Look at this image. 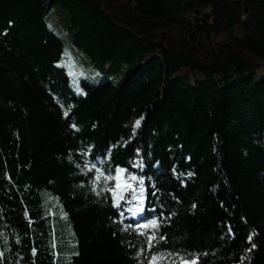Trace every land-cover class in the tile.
<instances>
[{
	"label": "trees",
	"instance_id": "16d2710c",
	"mask_svg": "<svg viewBox=\"0 0 264 264\" xmlns=\"http://www.w3.org/2000/svg\"><path fill=\"white\" fill-rule=\"evenodd\" d=\"M53 6L68 14L72 45L110 76L81 82L82 94L58 66ZM262 71L264 0H0V228L13 244L5 264L16 253L31 264L34 246L35 264H52L53 234L58 264L75 250L73 264H135L130 245L142 238L119 231L117 210L78 187L86 178L73 161L88 145L93 156L113 146L112 163L159 189L147 204L175 213L160 229L169 249L238 264L254 230L245 264H264ZM137 149L143 173L128 163Z\"/></svg>",
	"mask_w": 264,
	"mask_h": 264
},
{
	"label": "snow or ice",
	"instance_id": "6c2138e0",
	"mask_svg": "<svg viewBox=\"0 0 264 264\" xmlns=\"http://www.w3.org/2000/svg\"><path fill=\"white\" fill-rule=\"evenodd\" d=\"M62 66V65H58ZM71 75V73H69ZM77 94H80V89L77 87ZM69 106V110H70ZM64 115L67 117L69 111H65ZM140 121L137 120L136 126H139ZM76 131L79 128L75 123L70 125ZM135 131V129H134ZM128 141H125L127 144ZM93 145H88L86 148H80L77 150V155L79 156V161H73L75 168L78 169L80 176L85 177L82 179L78 185L80 188L87 187V191L94 195L97 200L94 201L99 203L103 200L105 203H109L112 209H116L118 213V218L114 214L111 222L113 224L123 225L119 231L129 232L134 234L140 240L139 246L130 245L134 248L133 260L135 264H207V260L203 259L207 257L208 253H197V252H187L178 251L174 249H169L167 244V237L164 234H160V229L162 224L170 220L171 216L175 213H170L165 216L163 211L158 210L156 205L149 206L147 204L148 195L151 192V196L158 199L156 193L159 189L152 191L145 187V176L143 174H137L136 172L130 171L128 167H122L119 164H114L111 162V152L112 147L110 146L105 153L93 156L92 149ZM140 150L137 149L136 156L137 159L129 160V164L133 169H139L143 173L145 167V160L139 157ZM173 175L184 176V173L177 174L176 169H173ZM193 173H187V176L191 177ZM149 179H151L149 177ZM181 184H184V180H180ZM51 199V197H49ZM161 208L163 205L160 206ZM195 207V204H193ZM2 212V210H0ZM48 213L52 214V209H48ZM128 214L133 223H125ZM153 213H158L153 215ZM27 218V211L25 212ZM139 217V219H137ZM60 219L67 221L68 213L64 211L63 206L60 207ZM32 221L29 219V224ZM7 225L4 226L6 228ZM70 227V225H69ZM4 228H0V241H2L3 247H0V264H5L6 254H11L13 251V244L9 243L7 235H5ZM74 235V234H73ZM113 235H116L114 232ZM227 235L231 238H235V233L231 225L227 228ZM255 231L253 230L247 236V243L251 247L244 248L243 253L240 256L238 264H245V260L250 259L248 254L251 252L256 245L252 242ZM60 245L68 247L69 249H76L75 242H68L61 239ZM14 244H21V240L17 237L14 240ZM51 249V254L53 256L52 264H58L57 257L61 256L58 251V242L53 234V238L49 245ZM37 249L32 247L31 264H35ZM19 257L15 261L9 259L7 264H20L23 259V255L16 253ZM78 250L69 251V254L64 257V264H73V258L78 256Z\"/></svg>",
	"mask_w": 264,
	"mask_h": 264
},
{
	"label": "rangeland",
	"instance_id": "374dc122",
	"mask_svg": "<svg viewBox=\"0 0 264 264\" xmlns=\"http://www.w3.org/2000/svg\"><path fill=\"white\" fill-rule=\"evenodd\" d=\"M45 3L47 4V1ZM68 19V14L61 11L57 6L51 7L46 15L48 29L61 40L63 46V52L58 65H62L60 67L66 71L69 77L70 88L77 94L76 89L79 87L80 94H82L81 82L87 81L91 84H97L103 79H110V76L103 75L99 70L92 67L81 51L72 45L71 32L68 30ZM225 39V35H220L214 41L223 42ZM106 72L108 71L106 70ZM257 78H264V71L257 73ZM125 216L127 219L132 220L127 213Z\"/></svg>",
	"mask_w": 264,
	"mask_h": 264
}]
</instances>
